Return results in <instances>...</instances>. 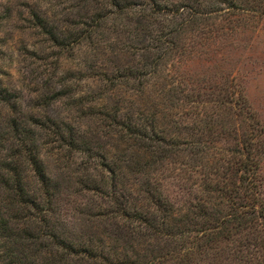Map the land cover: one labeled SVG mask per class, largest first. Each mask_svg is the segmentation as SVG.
<instances>
[{"label":"trees","instance_id":"16d2710c","mask_svg":"<svg viewBox=\"0 0 264 264\" xmlns=\"http://www.w3.org/2000/svg\"><path fill=\"white\" fill-rule=\"evenodd\" d=\"M84 2L87 36H123L141 62L96 71L95 148L63 119L0 131V264H264V125L229 57L264 0ZM32 18L61 49L85 38ZM63 149L87 158L85 175L49 171ZM69 183L91 203L86 238L59 224Z\"/></svg>","mask_w":264,"mask_h":264},{"label":"rangeland","instance_id":"374dc122","mask_svg":"<svg viewBox=\"0 0 264 264\" xmlns=\"http://www.w3.org/2000/svg\"><path fill=\"white\" fill-rule=\"evenodd\" d=\"M85 6L84 0H0V131L9 133L13 119L26 128L31 127L34 118L63 119L71 123L83 140L96 147V131L99 130L96 96L100 94V87L107 88L96 82V71L126 65L131 59L140 63L141 50L133 41L118 37L110 30L97 37L95 30L89 38L92 27L87 26L90 20L84 14ZM33 10L47 15L52 24L66 31L84 30L85 38L76 44L72 36L69 48H59L35 28ZM254 23V31L242 35L241 43L229 57L264 125V18ZM98 42L99 49L96 48ZM47 140L42 132L39 144L44 154L53 145ZM0 149L7 153L3 147ZM59 153L47 160L49 171H57V166H62L60 173L74 180L85 175L81 167L87 158H80L79 151L63 149ZM70 154L77 156L72 158ZM67 159L74 161L69 167ZM87 173L96 175L93 168ZM261 175L264 180V158ZM69 185L61 194L64 214L59 224L69 238H86L96 232V221H91L89 208L82 210L86 202L91 203L86 195L71 193L75 187Z\"/></svg>","mask_w":264,"mask_h":264}]
</instances>
